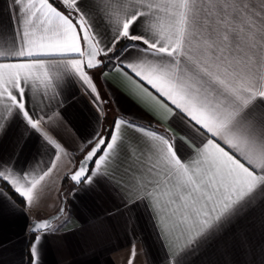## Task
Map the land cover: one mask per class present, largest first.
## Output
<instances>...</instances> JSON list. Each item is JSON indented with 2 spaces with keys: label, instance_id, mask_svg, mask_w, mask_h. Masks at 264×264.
Segmentation results:
<instances>
[{
  "label": "snow or ice",
  "instance_id": "6c2138e0",
  "mask_svg": "<svg viewBox=\"0 0 264 264\" xmlns=\"http://www.w3.org/2000/svg\"><path fill=\"white\" fill-rule=\"evenodd\" d=\"M7 13L0 17V137L19 128L51 156L46 167L25 169L0 153V205L26 216L39 204L58 161L70 155L53 134L61 97L82 88L95 119L64 179L84 192L112 186L119 203L109 220L134 222L143 206L166 264H192L264 209V0H11ZM109 66L159 119L178 116L186 135L124 115L106 131L97 77ZM128 129L143 148L130 149ZM124 153L129 179L116 187ZM56 219L28 225L27 264H41L43 242L59 231ZM238 245L253 256L248 264H264V247L257 253L247 233ZM136 256L133 246L127 264Z\"/></svg>",
  "mask_w": 264,
  "mask_h": 264
},
{
  "label": "crops",
  "instance_id": "0c3cea01",
  "mask_svg": "<svg viewBox=\"0 0 264 264\" xmlns=\"http://www.w3.org/2000/svg\"><path fill=\"white\" fill-rule=\"evenodd\" d=\"M10 2L0 0V17L7 19ZM103 71L106 75H98L97 79L101 92L106 94L105 117L101 120L106 131L116 116L124 115L125 118L135 119L137 124L151 122L154 128L161 131L167 129L175 136L186 135L178 116L170 120L159 119L153 114L152 102L140 97L123 75L112 71L111 66ZM61 99L59 125L53 134L70 155L62 156L58 161L56 171L40 192L39 204L31 210L26 209V216L7 205H0V264H26L30 236L28 225L33 220L55 213L63 198L65 211L53 221L59 231L43 242L41 264H127L133 246L137 250L135 264H166L164 244L143 206L134 222L126 224L123 218L109 220L108 213L115 203H119L118 194L112 186L97 184L84 192L80 191L82 186L73 185L68 179L63 187L64 174L75 167L80 156L76 149L81 146L83 137L92 131L95 114L90 97L82 88L65 91ZM45 128L49 130L47 126ZM133 141L137 143L133 144ZM126 143L133 152L144 147L138 134L131 129L126 131ZM0 153L5 157L13 156L17 167L25 169L37 162L41 168L46 167L51 156L50 151L45 153L41 149L37 135L25 138L21 129L15 127L0 137ZM129 163L127 154H122L114 173L116 187H120L121 180L129 179L125 175ZM61 224L63 227H60ZM243 233L249 235L259 253L264 247V209L258 208L241 221L234 232L194 257L192 264H248L253 256L246 254L238 245ZM256 259H260L259 255Z\"/></svg>",
  "mask_w": 264,
  "mask_h": 264
},
{
  "label": "water",
  "instance_id": "95a60500",
  "mask_svg": "<svg viewBox=\"0 0 264 264\" xmlns=\"http://www.w3.org/2000/svg\"><path fill=\"white\" fill-rule=\"evenodd\" d=\"M105 130H106V129H105ZM69 180H70V179H69ZM70 181H71V180H70ZM71 183H72L73 185H75L72 181H71ZM61 207L64 208V201H62L60 208H61ZM60 208H59V209H60ZM59 209H58V210H59ZM58 210H57L55 213L50 214V215H48V216H46L45 218H42V219L50 218V217H53V216H57V218L60 217L61 215H58Z\"/></svg>",
  "mask_w": 264,
  "mask_h": 264
},
{
  "label": "trees",
  "instance_id": "16d2710c",
  "mask_svg": "<svg viewBox=\"0 0 264 264\" xmlns=\"http://www.w3.org/2000/svg\"><path fill=\"white\" fill-rule=\"evenodd\" d=\"M98 87H99V84H98ZM106 102H107V100H106ZM67 181H68V179H63V187L66 185ZM63 201H65L64 198H63ZM30 238H31V236H29L28 245H29ZM27 261H28V253H27ZM27 261H26V264H27Z\"/></svg>",
  "mask_w": 264,
  "mask_h": 264
}]
</instances>
